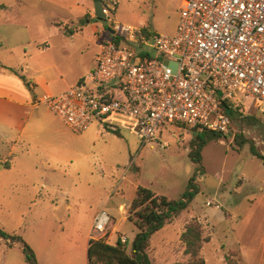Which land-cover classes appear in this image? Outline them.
<instances>
[{
  "label": "rangeland",
  "instance_id": "obj_1",
  "mask_svg": "<svg viewBox=\"0 0 264 264\" xmlns=\"http://www.w3.org/2000/svg\"><path fill=\"white\" fill-rule=\"evenodd\" d=\"M97 1L110 7L107 27L172 36L180 19L181 0H0V71L31 85L37 98L73 88L110 36L94 17ZM244 105L219 137L168 126L143 144L122 128L74 133L43 105L0 99V231L22 238L39 264H87L90 238L115 245L125 237L131 254L138 188L177 201L195 178L188 208L152 235L151 264L182 263L180 238L191 221L203 230L205 264H264V166L248 144L264 156V115L249 99ZM200 139L197 165L189 155ZM101 211L110 223L98 233ZM9 242L0 237V264H27L22 246Z\"/></svg>",
  "mask_w": 264,
  "mask_h": 264
},
{
  "label": "built area",
  "instance_id": "obj_2",
  "mask_svg": "<svg viewBox=\"0 0 264 264\" xmlns=\"http://www.w3.org/2000/svg\"><path fill=\"white\" fill-rule=\"evenodd\" d=\"M108 28L94 69L73 88L35 99L72 132L122 128L146 144L168 126L226 134L224 106L244 108L246 99L264 115V0H181L172 36ZM109 223L101 211L93 231Z\"/></svg>",
  "mask_w": 264,
  "mask_h": 264
},
{
  "label": "trees",
  "instance_id": "obj_3",
  "mask_svg": "<svg viewBox=\"0 0 264 264\" xmlns=\"http://www.w3.org/2000/svg\"><path fill=\"white\" fill-rule=\"evenodd\" d=\"M6 9L0 5V10ZM100 21L99 19H97ZM227 114L232 117H238V109L233 110L227 105L224 106ZM206 134V133H204ZM219 137L218 134L214 133ZM205 144V141L200 139L193 147V151L189 155L191 160L197 165L200 164V149ZM251 156L259 159L264 166V156L261 155L255 148L253 142H248ZM202 168H197V171H202ZM193 178L187 187L186 192L177 201L169 200L164 196H157L147 188H138L136 198L131 204L128 220L132 222L138 229V234L134 240L131 254H128L124 245L120 240L115 245H109L102 240H89L87 249V264H151L148 256L150 247V239L153 234L160 231L170 223L175 217L185 211L194 197L198 193V188L195 185ZM0 237L10 240L9 247L19 243L22 246L23 253L27 264H39L32 249L23 241L22 238L8 237L0 231ZM184 245L182 253V263L188 264H205L201 253L205 243L203 238V230L199 223L195 221L189 222L185 226V230L180 238ZM179 264V263H178ZM228 264H239L230 263Z\"/></svg>",
  "mask_w": 264,
  "mask_h": 264
},
{
  "label": "crops",
  "instance_id": "obj_4",
  "mask_svg": "<svg viewBox=\"0 0 264 264\" xmlns=\"http://www.w3.org/2000/svg\"><path fill=\"white\" fill-rule=\"evenodd\" d=\"M1 47H2V41H0V48ZM32 85L33 87L35 86L38 87L39 84L38 82H35V84ZM29 88L31 89L32 93L29 91ZM37 97L38 94L35 92L34 89H32L31 85L28 86L27 88L25 84L22 81H20L17 77L8 74L6 75L0 71V99L8 100L20 106H24V107L28 106L31 108H35L38 107L37 105L34 104L35 99Z\"/></svg>",
  "mask_w": 264,
  "mask_h": 264
},
{
  "label": "water",
  "instance_id": "obj_5",
  "mask_svg": "<svg viewBox=\"0 0 264 264\" xmlns=\"http://www.w3.org/2000/svg\"><path fill=\"white\" fill-rule=\"evenodd\" d=\"M94 17L99 19L101 22V26L103 27V29H106L107 31H110L111 33H113L107 26H106V19L107 16L104 13V7L102 5L101 1H97L95 3V8H94ZM175 68V65H172Z\"/></svg>",
  "mask_w": 264,
  "mask_h": 264
}]
</instances>
